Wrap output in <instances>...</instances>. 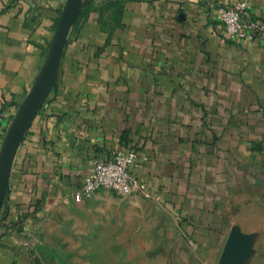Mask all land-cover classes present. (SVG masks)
Masks as SVG:
<instances>
[{
  "label": "crops",
  "instance_id": "0c3cea01",
  "mask_svg": "<svg viewBox=\"0 0 264 264\" xmlns=\"http://www.w3.org/2000/svg\"><path fill=\"white\" fill-rule=\"evenodd\" d=\"M66 1L0 0V163ZM236 1L83 0L16 149L0 264H41L53 235L122 252L103 253L106 264H261L264 35H228L213 8ZM247 1L262 23L264 0ZM131 148L153 199L72 198L94 156Z\"/></svg>",
  "mask_w": 264,
  "mask_h": 264
},
{
  "label": "built area",
  "instance_id": "2783aa9c",
  "mask_svg": "<svg viewBox=\"0 0 264 264\" xmlns=\"http://www.w3.org/2000/svg\"><path fill=\"white\" fill-rule=\"evenodd\" d=\"M213 13L232 39L249 42L258 34L264 35V21L260 23L255 19L250 1L221 2L215 5ZM4 120L5 114L0 112V134ZM260 151L264 153V138L261 141ZM139 156L136 148L107 150L94 156L93 172L84 177L72 198L76 202H81L93 197L100 189H108L124 199L136 196L153 199L154 195L147 183L132 171L139 162Z\"/></svg>",
  "mask_w": 264,
  "mask_h": 264
},
{
  "label": "water",
  "instance_id": "95a60500",
  "mask_svg": "<svg viewBox=\"0 0 264 264\" xmlns=\"http://www.w3.org/2000/svg\"><path fill=\"white\" fill-rule=\"evenodd\" d=\"M82 3L83 0L66 1L49 46L45 63L27 98L23 116L18 120L15 127L7 133L3 158L0 163V209L9 191V179L16 149L23 139L30 121L56 84L68 35L78 17ZM228 248L229 243L226 250Z\"/></svg>",
  "mask_w": 264,
  "mask_h": 264
},
{
  "label": "rangeland",
  "instance_id": "374dc122",
  "mask_svg": "<svg viewBox=\"0 0 264 264\" xmlns=\"http://www.w3.org/2000/svg\"><path fill=\"white\" fill-rule=\"evenodd\" d=\"M52 237L51 241H46L40 247L41 264H106L107 258H102L103 253H122L116 247L113 250L103 248L109 243H102L101 241L83 242L81 244L85 250L79 251L77 248L79 242L68 243L62 240L58 241L55 235ZM62 237L63 235L58 236V238ZM67 245H72L73 248L67 249ZM112 245L116 246L115 243ZM250 252H252L251 248L248 250V253ZM247 264H253V262L250 260ZM261 264H264V258H261Z\"/></svg>",
  "mask_w": 264,
  "mask_h": 264
}]
</instances>
